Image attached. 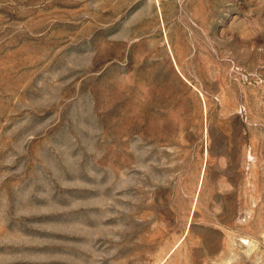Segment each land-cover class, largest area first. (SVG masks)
<instances>
[{
  "label": "rangeland",
  "instance_id": "rangeland-1",
  "mask_svg": "<svg viewBox=\"0 0 264 264\" xmlns=\"http://www.w3.org/2000/svg\"><path fill=\"white\" fill-rule=\"evenodd\" d=\"M0 264H264V0H0Z\"/></svg>",
  "mask_w": 264,
  "mask_h": 264
}]
</instances>
